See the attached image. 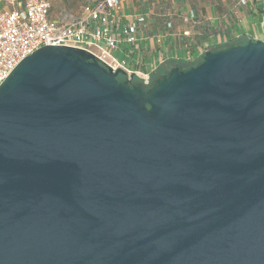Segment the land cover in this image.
<instances>
[{"label": "water", "instance_id": "1", "mask_svg": "<svg viewBox=\"0 0 264 264\" xmlns=\"http://www.w3.org/2000/svg\"><path fill=\"white\" fill-rule=\"evenodd\" d=\"M122 75L42 46L0 84V264H264V40Z\"/></svg>", "mask_w": 264, "mask_h": 264}, {"label": "crops", "instance_id": "2", "mask_svg": "<svg viewBox=\"0 0 264 264\" xmlns=\"http://www.w3.org/2000/svg\"><path fill=\"white\" fill-rule=\"evenodd\" d=\"M23 0H0V12L20 7ZM98 0H49L52 21H70L85 5ZM115 31L145 18L138 41L113 51L143 76L169 70L179 62L198 63L204 51L264 40V0H119Z\"/></svg>", "mask_w": 264, "mask_h": 264}, {"label": "built area", "instance_id": "3", "mask_svg": "<svg viewBox=\"0 0 264 264\" xmlns=\"http://www.w3.org/2000/svg\"><path fill=\"white\" fill-rule=\"evenodd\" d=\"M120 7L119 0H102L86 5L81 15L70 21H52L49 0H23L20 7L0 12V84L26 56L42 46L56 45L86 49L113 71L122 69L130 81L139 73L114 56L113 51L122 43L138 41L136 30L145 18L136 17L135 22L117 33L114 13ZM150 81L151 77L145 75L139 83L145 86Z\"/></svg>", "mask_w": 264, "mask_h": 264}, {"label": "trees", "instance_id": "4", "mask_svg": "<svg viewBox=\"0 0 264 264\" xmlns=\"http://www.w3.org/2000/svg\"><path fill=\"white\" fill-rule=\"evenodd\" d=\"M100 1H102V0H98V2H100ZM98 2H96L95 4H93V5H96ZM87 5H90V4H87ZM86 6V5H85ZM84 6V7H85ZM51 7V6H50ZM84 9V8H83ZM50 10V9H49ZM83 11V10H82ZM194 64H197V63H192V62H179L178 64H177V66L180 68V69H188V67H190V66H192V65H194ZM166 71H167V69L166 70H162V69H159V71H157V72H155V73H153V74H151L150 75V77H151V81H152V79H158L161 75H164L165 73H166ZM118 78H119V80H125V79H127V77H126V75H122L121 77L120 76H118ZM132 83H137V82H140V80L137 78V77H134V76H132V79L130 80Z\"/></svg>", "mask_w": 264, "mask_h": 264}, {"label": "rangeland", "instance_id": "5", "mask_svg": "<svg viewBox=\"0 0 264 264\" xmlns=\"http://www.w3.org/2000/svg\"><path fill=\"white\" fill-rule=\"evenodd\" d=\"M199 62H200V60H199ZM175 66H177V65H175ZM160 69H161V68H160ZM165 70H166V69H165ZM167 71H168V70H167ZM167 71H166V72H167ZM153 80H156V79H152V81H153Z\"/></svg>", "mask_w": 264, "mask_h": 264}, {"label": "flooded vegetation", "instance_id": "6", "mask_svg": "<svg viewBox=\"0 0 264 264\" xmlns=\"http://www.w3.org/2000/svg\"><path fill=\"white\" fill-rule=\"evenodd\" d=\"M121 77V76H120Z\"/></svg>", "mask_w": 264, "mask_h": 264}]
</instances>
